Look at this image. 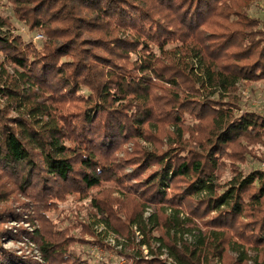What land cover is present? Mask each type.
<instances>
[{"label":"trees","instance_id":"trees-1","mask_svg":"<svg viewBox=\"0 0 264 264\" xmlns=\"http://www.w3.org/2000/svg\"><path fill=\"white\" fill-rule=\"evenodd\" d=\"M7 1L46 39L37 48L0 33V96L19 113L0 108V220L17 217L22 196L18 206L41 223L43 264H88L47 213L108 182L123 197L107 187L92 198L100 222L125 236L136 225L149 247L162 230L157 248L174 264H223L230 249L241 264L247 250L264 263V170L239 169L264 158L255 151L264 149V115L235 112L239 83L264 80V21L248 14L250 0ZM152 204L150 232L141 213ZM15 260L0 247V264Z\"/></svg>","mask_w":264,"mask_h":264},{"label":"rangeland","instance_id":"rangeland-1","mask_svg":"<svg viewBox=\"0 0 264 264\" xmlns=\"http://www.w3.org/2000/svg\"><path fill=\"white\" fill-rule=\"evenodd\" d=\"M250 9L248 14L253 17H259L264 21V11L258 7L254 0H250ZM0 19L5 20L10 24V27L2 26L0 24L1 32H11L20 35L25 42H31L40 48L41 42L45 40V36L42 31L34 30L29 31L27 27L18 20L13 12L10 3L7 0H0ZM0 60H2L0 58ZM4 63V62H3ZM6 69L9 74H12L13 68L9 64H5ZM6 78L4 72L0 70V81ZM202 96L208 95L204 90L201 91ZM82 93L86 94L87 91L84 89ZM239 96L241 97V109L236 110V113H241L242 111H252L257 114L264 115V80H259L250 83H239ZM200 95V97H202ZM211 99L217 100L218 94L212 93L208 95ZM10 101L6 97L0 96V108L8 111V117L15 119L19 113L15 112L10 107ZM189 123V121H187ZM143 146H147L148 143L143 140L140 141ZM125 147L130 150L131 144H126ZM255 151L262 154L264 157V149L256 145ZM117 157H122L125 155V151L121 150L117 154ZM264 158L261 161H257L248 158V161L244 165H240L239 169L244 172H249L254 169L263 170ZM132 167L126 166L124 172L129 173L132 171ZM230 173L227 170L220 181H226L229 179ZM107 187L115 188V192L112 193L114 198H122L120 193L122 189L120 186H116L113 182H108L102 184L97 189H92V191L83 196L68 195V197L62 201L58 202L56 208L50 210L47 213L49 217L50 227H53L54 231L59 233H65L72 237V244L68 246L69 251L77 253L87 261L88 264H127L128 261L126 257L118 256L116 252H122L123 254H130L135 258L142 259H152L160 260L164 264H174L172 259L168 257V254L164 248L159 250L157 247L160 245L154 237L161 235L162 230L152 231L151 224L148 219L149 216L156 211L155 205H148L142 214V217L146 223V230H150L152 233V238L150 239V247L153 252H149L150 247L147 243H143V240L147 239V234L140 231L136 225H130L128 229V236L125 234H118L104 223L100 222L102 216L99 211L93 209L92 198L98 197L103 189ZM100 196V195H99ZM18 201L12 203L15 211L17 212V217L8 218L5 214L3 219L0 220V247L6 252L7 255L12 257H17L19 264H24V261H36L39 264H43L44 260L41 253V242L38 239V231L41 229V223L38 219L34 218V213L29 209L28 212L22 211L19 201H25V199L18 195ZM1 205V204H0ZM186 214V213H184ZM187 215V214H186ZM121 221H126L124 218L125 214L120 215ZM196 225L200 228V220H195ZM124 227V226H123ZM119 228V231L125 232V230ZM127 227V226H126ZM174 229L171 230V235H173ZM147 232V231H146ZM150 232H148L150 235ZM140 251V252H139ZM249 255V260L246 264H264L261 261L260 253L258 255L257 251L247 250ZM138 252L140 253L138 255ZM228 256L232 259H226L223 264H241L237 261L238 254L233 252V250H228ZM258 255V256H257ZM258 257V262L255 263V258ZM228 261V262H227ZM234 261V262H233ZM233 262V263H232ZM213 264H221L214 260ZM15 264H17L15 260ZM245 264V263H242Z\"/></svg>","mask_w":264,"mask_h":264},{"label":"built area","instance_id":"built-area-1","mask_svg":"<svg viewBox=\"0 0 264 264\" xmlns=\"http://www.w3.org/2000/svg\"><path fill=\"white\" fill-rule=\"evenodd\" d=\"M256 3V5L258 6V7H260L261 9H263V11H264V0H254ZM264 164V163H263ZM263 170H264V166H263Z\"/></svg>","mask_w":264,"mask_h":264}]
</instances>
